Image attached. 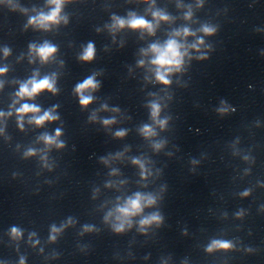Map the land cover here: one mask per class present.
I'll return each instance as SVG.
<instances>
[{
    "label": "clouds",
    "instance_id": "obj_1",
    "mask_svg": "<svg viewBox=\"0 0 264 264\" xmlns=\"http://www.w3.org/2000/svg\"><path fill=\"white\" fill-rule=\"evenodd\" d=\"M75 0H45L44 7L37 8L35 5L29 8L20 3V0H0V4H6L12 12H19L27 16V21L23 25L26 31L28 28L34 31L53 32L58 31L61 26L67 27L71 20V14L66 12V6L74 3ZM139 3L146 5L144 14H140L134 10H128L125 15H119L115 12L110 14L109 21L105 22L103 27H96L95 31L100 33L107 31L116 43V35L124 30H130L139 33L141 39L145 35L155 37L157 31L162 25H168L170 31L166 33V39L162 42L156 40L148 44L146 48L139 49L140 58L136 61V67L145 70L143 77L146 84L158 85V91H150L147 93V98L143 107L147 110V122H141L136 127L137 134L146 143L152 155L163 153L171 158L174 151L167 150L169 147V139L163 133L169 132L173 116L168 111L171 102L174 99V93L171 91L173 84L178 87H187V81L183 77L188 73L192 62H203L210 59L211 54L215 51V46L210 42V38L215 37L220 31V24L212 20H200L196 13L205 7V0H175V8L179 12V16L173 15L167 8L157 6V0H138ZM251 6V5H250ZM227 13V9L223 10ZM219 15V13H218ZM148 17H151L150 19ZM177 19L184 23L176 25ZM256 32L264 33V28H256ZM120 47H123L121 41ZM3 58L7 59L12 54V49L5 45L0 49ZM105 51H108L105 46ZM59 45L51 40L44 39L42 42H30L27 46V59L29 64H34L37 61L40 65L57 64L60 68L65 66V62L59 59ZM97 48L94 41H88L86 44L80 45V51L77 53L76 59L83 64H90L96 59ZM260 55L264 56V49L260 50ZM25 54L21 53L19 59L24 58ZM10 68L7 64L0 66V77H5ZM129 74L133 69L128 68ZM104 70H93L82 81L75 84L72 94L78 99L79 107L82 111H88L90 106L97 101L98 97L95 93L99 92L102 87V81L98 77L103 76ZM62 75L59 71H52L41 75L40 71L34 70L32 74L23 80L15 79L12 83L18 85L12 93V100L8 106V110H0V136H4L5 140H10L5 129L9 118L15 116V123L20 132L25 131V124L35 128L43 129L47 125L58 123L54 131H43L36 136L32 144L22 146L16 145L15 151L21 154V159L38 161V166L41 171L36 173L37 176L42 175L43 171L48 173L53 172L56 167L55 159L50 155L53 150L60 151L67 147V142L62 139L65 133L63 130V122L58 111L60 105L53 104L48 108H42L41 105L35 103L38 96L42 93H50L53 96L59 95L61 89L58 86V81ZM5 81L0 79V91H3ZM251 87V86H249ZM199 106V105H197ZM213 111L217 116L223 118L231 115L236 111L226 99L221 98ZM111 113L107 117H101L99 113ZM123 116L119 106H109L107 102L101 103L99 108L92 109L88 113L87 122L90 124L99 123L105 130L110 131L112 127L120 121L118 117ZM130 120L131 117H124ZM256 127H260V122L256 121ZM130 129L119 128L112 132V136L116 140H123L128 136ZM240 139L237 137L228 147L235 157H240L242 161L248 165L255 163L254 157L250 152L243 151L240 147ZM37 145H41L37 147ZM75 146H73L74 149ZM175 151H179L178 147L172 146ZM130 151V146H125L123 151H117L114 154L109 153L106 156H100L99 163L110 168L108 175L116 177L120 175L117 168L111 167L114 162H122L127 152ZM207 158L206 153H201L199 159L191 158L190 171L195 173L197 167L203 159ZM132 166L138 169L140 189L131 192V194H121L114 200L106 201L100 205V210L103 211L102 224L106 226L113 234L117 236L124 235L133 230L141 236L148 237L154 235L156 230L165 225V215L161 210V205L164 200V195L167 191V184L162 183L154 190H149L151 184H155L163 175V169L156 167V162L148 153H141L137 156L129 157ZM251 172V167L245 168L241 179L248 176ZM13 178H16L19 173H13ZM45 184L51 185L52 180L45 179ZM128 183L127 180H108L105 183L106 188H116L119 191ZM257 186L264 188V183L258 182ZM39 189H37V192ZM252 188H246L237 193L240 199H247L252 195ZM99 193V188H93L91 199L95 200ZM260 212H264V204L259 207ZM247 210L244 208L238 209L234 214V219L243 221ZM222 219L228 218L227 212L221 213ZM78 220L73 216H68L58 224L53 222L49 225L47 239L42 243L36 231H27L19 225H11L6 235L9 238L11 245L15 246L17 253L20 251V244L24 242L33 250H36L39 255L43 256L45 261L58 259L60 253L53 249L50 253L45 254L47 245L56 244L63 236L66 230L76 228ZM101 229L95 224L86 223L80 227L78 235L80 237L86 234L99 233ZM182 235L188 236L189 233L185 228ZM81 252L87 251L88 245L78 244ZM203 250L208 255L215 253H231L235 251H243L252 254L255 249L249 246H242V242L238 237L232 239L226 238V233L221 231L217 236L210 237L208 242L203 246ZM129 258H134L131 251L128 252ZM149 255L144 256L148 260ZM26 256L20 255L18 264H26ZM0 264H8V261H0ZM159 264H172V256L161 257ZM180 264H189V260L185 257Z\"/></svg>",
    "mask_w": 264,
    "mask_h": 264
}]
</instances>
